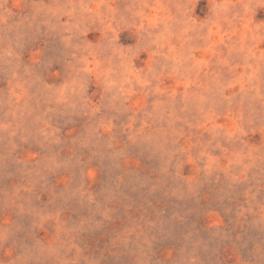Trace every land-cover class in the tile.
<instances>
[{"label":"rangeland","instance_id":"374dc122","mask_svg":"<svg viewBox=\"0 0 264 264\" xmlns=\"http://www.w3.org/2000/svg\"><path fill=\"white\" fill-rule=\"evenodd\" d=\"M0 264H264V0H0Z\"/></svg>","mask_w":264,"mask_h":264}]
</instances>
